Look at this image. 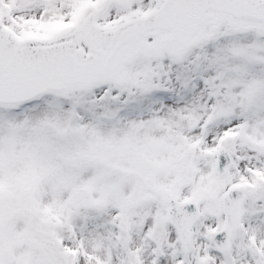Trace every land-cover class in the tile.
<instances>
[{"label":"rangeland","instance_id":"1","mask_svg":"<svg viewBox=\"0 0 264 264\" xmlns=\"http://www.w3.org/2000/svg\"><path fill=\"white\" fill-rule=\"evenodd\" d=\"M74 1L0 0V14L18 33H48L82 2L101 0ZM168 61L137 64L120 92L49 96L19 115L0 109V196L9 207L0 205V264H264V36L220 35L180 64ZM192 75L201 78L190 83ZM149 84L158 85L154 101ZM220 145L233 157L223 175L214 170ZM78 182L92 208H71ZM232 185L246 193L243 224L220 253L211 235ZM162 195L199 204L188 245L167 222Z\"/></svg>","mask_w":264,"mask_h":264},{"label":"water","instance_id":"2","mask_svg":"<svg viewBox=\"0 0 264 264\" xmlns=\"http://www.w3.org/2000/svg\"><path fill=\"white\" fill-rule=\"evenodd\" d=\"M112 1L127 4L131 0ZM150 3V11L158 20L151 34L160 37L156 42L167 49L149 52L147 58L161 56L164 51L178 57L175 48L179 42L188 38L204 40L221 27L233 31L264 30V0ZM136 13L122 17L114 25L103 26L95 22L98 12L92 9L74 25L47 39L21 41L0 25V103L19 91L39 94L55 88L66 93L105 82L122 83L128 66L144 54L139 49L149 48L141 30L130 27V34L121 35L122 25L129 24ZM83 46H87L88 55ZM72 202L75 206L90 203L89 193L74 187ZM194 216L189 210V222Z\"/></svg>","mask_w":264,"mask_h":264}]
</instances>
